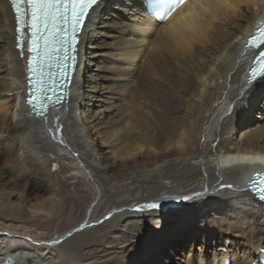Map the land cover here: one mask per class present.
<instances>
[{
  "label": "bare ground",
  "instance_id": "6f19581e",
  "mask_svg": "<svg viewBox=\"0 0 264 264\" xmlns=\"http://www.w3.org/2000/svg\"><path fill=\"white\" fill-rule=\"evenodd\" d=\"M144 11L93 8L67 103L41 119L0 0V188L16 190L0 189V264H258L264 205L246 183L264 166L227 157L264 155L244 49L264 0H190L165 24Z\"/></svg>",
  "mask_w": 264,
  "mask_h": 264
},
{
  "label": "snow or ice",
  "instance_id": "6c2138e0",
  "mask_svg": "<svg viewBox=\"0 0 264 264\" xmlns=\"http://www.w3.org/2000/svg\"><path fill=\"white\" fill-rule=\"evenodd\" d=\"M10 2L17 24V50L22 58L25 55L22 41L25 36L28 37L27 103L33 112L38 111L41 114L44 113L46 105L62 107L66 101V89L71 86V79L75 74L80 36L99 0H10ZM185 3L187 0H176L175 8ZM245 48L254 50L247 81V84H252L258 79V71L259 78L264 77V23L246 37ZM37 95L38 99L33 103L32 98ZM55 132H62L60 125L56 126ZM53 138L55 139V133ZM227 160L264 166V155L259 154L242 157L229 155ZM251 188L259 190L261 199H264V173L260 171L254 173ZM146 207L155 210L159 204L152 202ZM68 235L71 236L72 233L69 232Z\"/></svg>",
  "mask_w": 264,
  "mask_h": 264
},
{
  "label": "rangeland",
  "instance_id": "374dc122",
  "mask_svg": "<svg viewBox=\"0 0 264 264\" xmlns=\"http://www.w3.org/2000/svg\"><path fill=\"white\" fill-rule=\"evenodd\" d=\"M1 188L3 189V193L7 194L6 196H8V198H9V196H11V194H13L14 192H16V190H14V192H11V190H12V187L11 186H3ZM10 199H11V202L14 201V200H16V198H10ZM179 258H180V256H179Z\"/></svg>",
  "mask_w": 264,
  "mask_h": 264
},
{
  "label": "water",
  "instance_id": "95a60500",
  "mask_svg": "<svg viewBox=\"0 0 264 264\" xmlns=\"http://www.w3.org/2000/svg\"><path fill=\"white\" fill-rule=\"evenodd\" d=\"M44 115L42 114L41 115V117H43ZM9 262H11V264H14V261L11 259V258H7L5 261H4V263H2V264H9ZM29 262V261H28Z\"/></svg>",
  "mask_w": 264,
  "mask_h": 264
}]
</instances>
